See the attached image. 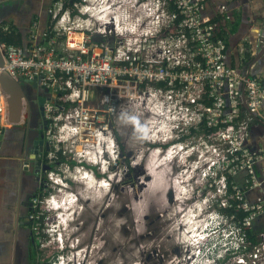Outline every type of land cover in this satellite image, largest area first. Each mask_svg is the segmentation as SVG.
Instances as JSON below:
<instances>
[{"label": "built area", "instance_id": "obj_1", "mask_svg": "<svg viewBox=\"0 0 264 264\" xmlns=\"http://www.w3.org/2000/svg\"><path fill=\"white\" fill-rule=\"evenodd\" d=\"M121 1L129 4L119 5L116 0H55L49 7L48 25L40 31L34 23L26 45L0 41L4 68L21 80L37 82L48 89L44 104L49 122L45 133L50 145L48 158L54 162L60 153H67L59 143L62 137L95 131L99 109L93 106V98L100 87H128L134 91L130 94L132 101L154 102L156 116L152 117L149 132L152 141L169 143L164 155L182 146L178 134L192 111L183 99L197 101L202 108L190 127H194V121L205 130L214 129L205 131L208 141L204 147H210L211 152L204 164L208 162L212 169L216 158L227 162L221 180L225 189L227 172L247 173L245 186L233 181L235 192L225 202L233 206L232 199L248 212L235 222L236 260L239 264H264V237L251 245L244 227L264 212V200L252 202L246 194V187L262 186L257 164L264 159V149L253 148L247 142L252 123L259 120L264 124L263 80L229 63L227 40L218 33V24L212 17L203 13L208 0H157L152 5L145 0ZM171 3L175 9H171ZM125 5H131V10L125 8L117 13ZM178 17L177 28H173ZM1 25L4 30L9 29V25ZM165 29L168 33L160 36ZM95 36L102 40H95ZM165 90L169 92L168 100L161 98ZM176 91L184 97L181 104ZM104 97L111 99L109 95ZM8 107L9 95L0 83V138L8 125ZM159 107L165 109V115H160ZM161 127L168 128L163 136L159 134ZM98 131L105 132L104 128ZM55 138L58 142H53ZM113 141L110 144L114 145ZM158 150L163 151L159 146ZM186 152L191 156L189 150ZM175 156L171 155L170 161ZM112 158L115 161L118 155ZM65 162L68 164L60 165L69 168L70 160L66 158ZM54 172L49 173L53 180ZM231 218L234 220V216ZM199 241L196 239L195 255L203 249L198 246Z\"/></svg>", "mask_w": 264, "mask_h": 264}, {"label": "rangeland", "instance_id": "obj_2", "mask_svg": "<svg viewBox=\"0 0 264 264\" xmlns=\"http://www.w3.org/2000/svg\"><path fill=\"white\" fill-rule=\"evenodd\" d=\"M145 2L152 5L157 0ZM125 8L131 10V5L121 6L117 13ZM109 17L110 14L106 20ZM133 92L124 86L96 89L93 106L99 109V119L95 131L60 139L62 150H67L64 155L79 165H69V168L55 165V180L47 173V193L37 201L40 214L45 215L44 222L34 224L39 261L47 258L49 264L63 260L66 264H239L234 250L235 221L224 210L229 207L225 202L231 196L226 195L221 183L227 162L216 158L215 168L209 169V163L204 164L211 152L210 147H204L207 133L202 124L194 121V127H190L191 120L202 108L201 103L185 99L176 91L179 104L184 98L183 104L192 107V111L186 125L181 124L184 130L178 134L183 148L176 147L164 155L169 143L152 141L149 132L155 104L151 100L132 101ZM168 93L165 90L161 98L168 100ZM104 95L111 99L107 101ZM100 128L107 132L102 135L108 140L104 149L114 140L115 147L110 149H116L118 155L111 167L117 171V177L111 181L104 180L102 171L91 162L94 157L97 160V148L101 149V145L90 147L94 142L93 133H100ZM53 142L58 140L55 138ZM158 146L163 150L161 153ZM186 150L191 156H187ZM171 155L176 156L170 162ZM83 162L87 163L84 167ZM196 164L201 167L195 169ZM86 171L89 173L85 174ZM94 173L102 177L94 180L106 183L104 190L98 187L95 192L88 188L87 182L81 181H88ZM61 183L78 192L70 195L68 187ZM63 195H73L69 200L76 201L77 212L65 210L69 213L64 215L62 208L55 209L53 203L47 202L48 198L61 201ZM191 213L198 216L195 220L203 248L199 255H195L196 248L189 239L190 235L195 236V233L189 234L191 228L187 224Z\"/></svg>", "mask_w": 264, "mask_h": 264}, {"label": "crops", "instance_id": "obj_3", "mask_svg": "<svg viewBox=\"0 0 264 264\" xmlns=\"http://www.w3.org/2000/svg\"><path fill=\"white\" fill-rule=\"evenodd\" d=\"M55 0H0V23L13 26L26 38L34 23L40 31L49 22V7ZM222 8L223 36L228 42V61L252 76L260 77L264 82V55L257 56L260 48L263 20L264 0H208L204 15L217 16ZM264 113V102L262 105ZM26 118L21 125H13L8 121L4 135L0 138V264H15V248L18 229L24 239H30L28 225H18V192L22 187L18 176V167L24 143ZM253 148L264 149V124L255 122L247 142ZM23 162V159L22 161ZM258 174L264 177V159L257 164ZM238 179V180H237ZM236 182L243 186L244 173H240ZM250 201L264 200V188L247 189ZM253 229L264 234V212L252 222Z\"/></svg>", "mask_w": 264, "mask_h": 264}, {"label": "flooded vegetation", "instance_id": "obj_4", "mask_svg": "<svg viewBox=\"0 0 264 264\" xmlns=\"http://www.w3.org/2000/svg\"><path fill=\"white\" fill-rule=\"evenodd\" d=\"M25 91L28 96V100H26V111H25L26 120L23 124V126H25L24 135H23L24 143H23V148H22L23 154L21 156L20 164L18 167V170H19L18 176L20 178V182L22 183V187L21 189H19L18 196H17L19 199L18 205H17V214H18V225L22 223L28 225L30 231H29V234H27V237L30 236V239L28 238L24 239V237H22L23 235L22 231L18 229V239L16 243V248H15V264H35L34 255H33V247L34 245H36L37 252H38V246H37V241L34 240V232H35L34 224L35 223H33V220L34 218L38 219L39 214L41 212V211H36L37 208H39V204L37 201H39L38 198H40L42 195L47 193L46 192L47 186H48L47 173L49 174V171L51 170L57 171L56 168H54L55 165L60 164V162L62 161H66V159L62 160L59 155L57 160L52 162L48 158L49 150H46L45 144L39 145L38 146L39 150L34 149L35 140H40L41 138L42 139L44 138V140H46L45 133H46V129L48 128L49 122L45 115L44 104L47 99V93L43 88H40V87H38V89L35 88L32 83H29V84L27 83ZM97 150L100 151L101 155H103V160L101 157H99L100 161L94 162L91 160L92 164H94L95 167H99V169L104 174L103 175L104 179L109 178V180L111 181L117 177V171H115L114 169H111V167L113 168L112 161L114 160L112 156L109 155L107 150L105 149L100 150L99 148H97ZM36 154H39L40 160H42V163L40 165H38V162L36 160V156H37ZM65 158L67 157L65 156ZM22 159H23V162H21ZM127 164H128V160H127ZM69 165L70 167H76L79 165V162H77L74 166H72L71 163L69 162ZM81 165L84 167L87 165V163L83 162ZM88 171H86L85 174L89 173ZM92 177L97 178V179L102 178L100 176V173L98 174L94 173ZM63 181L64 180H61V182ZM81 181H83V183L87 182L84 180H81ZM110 181H108V184H110ZM96 182L101 183L103 182V180L102 181L97 180ZM61 185L63 187L64 186L68 187L67 183L65 184L61 183ZM67 191L68 192L70 191L69 194L71 195V193L72 194L77 193L78 189L69 190V187H68ZM66 195L65 196L63 195V197H66ZM72 196H67L66 198H64V200H61V201L59 199L57 200L56 198L54 199L50 198L51 201H48L49 199L48 198L47 202L53 203V207L54 205H57L54 208L59 209L60 202H65L66 199H69V197H72ZM54 203H57V204H54ZM35 213H38V214L35 215ZM36 223H40V222H36ZM44 261L48 262L49 260L46 258L44 260L39 261V254H38L36 264H39V262L43 263ZM63 262L64 264H66L64 260Z\"/></svg>", "mask_w": 264, "mask_h": 264}, {"label": "trees", "instance_id": "obj_5", "mask_svg": "<svg viewBox=\"0 0 264 264\" xmlns=\"http://www.w3.org/2000/svg\"><path fill=\"white\" fill-rule=\"evenodd\" d=\"M171 9H175V6H174L173 3H171ZM223 17H224V14H222V8L219 9V13H218V15L216 17L215 16L212 17L213 21L218 24V33L220 35H223V32H224V26H223V20H222ZM179 21H180V17H178L176 19V24L173 26V28H177V23H179ZM48 23H47V25H48ZM1 24L2 23H0V41L1 42L8 43V44L20 45V46H24V45H26L28 43V39L26 38V36H24L21 32L17 31L13 26L9 25V29L4 30L1 27L2 26ZM167 33H168V30L165 29L160 34V36L166 35ZM205 102L206 103H209L207 100ZM255 122H260V121L259 120H255L252 123V125H251V129H252V126H253V124ZM203 129L205 130V128H203ZM213 130L214 129L212 128V129H206L205 131L208 133V132H213ZM60 158L62 160H65L66 159L65 156H63L62 153H60ZM70 163H71L72 166H74L77 162L75 160H70ZM128 164H130V160L129 159H128ZM240 173H244V181H245V179L247 177V173L245 171L242 170V171H240L236 175L227 172V186H226V195L227 196H230V195H232L235 192L234 187H233V181L236 182V179L240 175ZM244 181H243V184H244L243 186H245ZM231 201L234 203V205L224 208L227 216L228 217L229 216H231V217L234 216L235 222H237L239 220H242L248 214V212H246L242 208H240L238 202L233 201L232 199H231ZM36 211H41L40 207L37 208ZM36 214L37 213H35V215ZM44 218H45V215L44 214H39V218L38 219L37 218H34L33 223H36V222L43 223L44 222ZM244 227H245V230L247 232L248 241H249V243L251 245L255 244L261 238L264 237V234L258 233V232H256L253 229L252 224L246 225ZM34 240L37 241V237H36L35 232H34ZM33 255H34V262L36 264L37 263V257H38V252H37L36 245H34V247H33ZM39 264H48V262L47 261H44L43 263L42 262H39Z\"/></svg>", "mask_w": 264, "mask_h": 264}, {"label": "water", "instance_id": "obj_6", "mask_svg": "<svg viewBox=\"0 0 264 264\" xmlns=\"http://www.w3.org/2000/svg\"><path fill=\"white\" fill-rule=\"evenodd\" d=\"M261 34H262L261 36L262 44L260 48L257 50V54H256L257 56H255L254 59H256V57L260 58L264 55V20H263V28H262ZM94 39L102 40V38L98 36H95ZM4 65H5V55L0 45V69L2 68V70L0 71V83L4 91L7 92V94L9 95L8 120L13 125H21L23 118L25 117L26 100H28V96L26 94L25 89H26L27 83L29 84L30 82L26 80L25 81L21 80L20 78L13 76L4 68ZM246 71L247 72H244V71L242 72L249 75L250 72H248V70ZM31 83L37 89L38 87H40V88H43L46 92L48 91L47 88L43 86H39L37 82H31ZM243 104H244V107L246 108L245 95H244ZM42 144L43 145L45 144L46 150H50L49 142L44 140V138L34 141V145H35L34 149L39 150L38 146ZM36 155H37L36 160L38 162V165H40L42 163V160H40L39 154H36ZM260 180L262 181V187L264 188V177L261 176Z\"/></svg>", "mask_w": 264, "mask_h": 264}, {"label": "bare ground", "instance_id": "obj_7", "mask_svg": "<svg viewBox=\"0 0 264 264\" xmlns=\"http://www.w3.org/2000/svg\"><path fill=\"white\" fill-rule=\"evenodd\" d=\"M116 2H117V4H121V3H124V2H122L121 0H116ZM125 3H127V1L125 2ZM128 4V3H127ZM111 8L113 7V5H111L110 6ZM124 14V13H123ZM157 111H159V112H161V114L160 115H165V109L164 110H162V107H159L158 109H157ZM167 124V123H166ZM161 129H162V127H161ZM161 129L159 130V132L161 131ZM164 129V128H163ZM168 128L166 127V129H164V131H166ZM103 134H107V132H101V133H99V132H94L93 133V136L94 137H92V140H94V142H91V141H89V142H91V143H93V144H91L90 145V147L91 146H93V147H96V145H101L100 147H101V149L100 150H104V144L106 143V142H108V140H105L104 139V137H102V135ZM104 136H107V135H104ZM88 139V138H87ZM89 140H90V138H89ZM81 147V146H80ZM115 146L112 144H109V143H107V145L105 146V150H108V153H109V155H111V156H116V151H114V149H110V148H114ZM81 150H82V148H81ZM113 151V153H114V155H112L111 154V152ZM173 150V149H172ZM172 150H170V151H172ZM89 154V153H88ZM99 157H101L102 158V160H103V155H101L100 154V151H98L97 150V160L96 161H100L99 160ZM93 160L95 161V157L93 158ZM103 162V161H102ZM106 162V161H105ZM108 162V161H107ZM82 173H85V172H82ZM83 177H86V175H83ZM104 180H106V179H104ZM89 181V182H88ZM88 181H87V186H88V188L89 189H92V190H94L95 192H97V189H98V187L101 189H103L104 190V187H106V183L103 181V182H101V183H99V182H96V183H94V182H92V181H95L94 180V177H90L89 179H88ZM86 190V189H85ZM93 191V192H94ZM92 192V191H91ZM67 197V196H66ZM66 197H64V198H66ZM94 197V196H93ZM64 198H63V200H64ZM91 198V197H90ZM52 199V198H51ZM58 200V199H57ZM71 201V202H70ZM54 202H55V200H54ZM60 202V201H59ZM76 202V201H75ZM75 202L73 201V200H69V199H66L65 200V202H60V207L59 208H62L63 209V212L65 211V210H68V211H76L77 212V208H76V204H75ZM54 204H57V203H54ZM67 207H69V209L67 208ZM67 211H65L64 212V215H66V214H68L69 212H67ZM83 212V211H82ZM84 213V212H83ZM192 214V213H191ZM83 215V214H82ZM192 217H190L189 218V220L187 221V224L190 226V228L192 227V224H193V221H191V219L192 218H195V219H197V217L198 216H196L195 217V215L194 214H192L191 215ZM65 218V217H64ZM63 221V220H62ZM64 223H65V221H64ZM194 229V227H192L190 230H189V234H190V232H192V230ZM198 234L197 233H195V236H197ZM189 239H190V242L192 243V244H194V242H195V240H194V236L192 235H190L189 236Z\"/></svg>", "mask_w": 264, "mask_h": 264}, {"label": "clouds", "instance_id": "obj_8", "mask_svg": "<svg viewBox=\"0 0 264 264\" xmlns=\"http://www.w3.org/2000/svg\"><path fill=\"white\" fill-rule=\"evenodd\" d=\"M95 162V161H94ZM96 162H98V161H96ZM171 162V161H170ZM198 168H200V167H196L195 169H198ZM57 183H60V182H57ZM55 206H57V205H54V207ZM192 227H194V229L192 230V232L191 233H197L198 235L197 236H194V238H196V239H199L200 240V238H201V234H200V231L198 230V224H197V222H196V220H195V218L193 219V224H192ZM191 227V228H192ZM200 242V241H199ZM196 240H195V242H194V246L196 247ZM198 246L200 247V243H198ZM194 247V248H195ZM193 251V250H192ZM59 264H64V262L63 261H60L59 262Z\"/></svg>", "mask_w": 264, "mask_h": 264}]
</instances>
